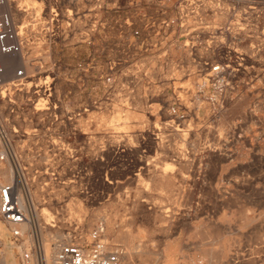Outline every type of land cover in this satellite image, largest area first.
Returning <instances> with one entry per match:
<instances>
[{
  "label": "rangeland",
  "instance_id": "rangeland-1",
  "mask_svg": "<svg viewBox=\"0 0 264 264\" xmlns=\"http://www.w3.org/2000/svg\"><path fill=\"white\" fill-rule=\"evenodd\" d=\"M248 1L222 0L221 13L208 19L220 28L232 19L230 8L244 12L256 6L258 11L248 15H259L251 45L260 76L219 118L197 94L201 78L185 75L183 58L191 73L197 68L182 39L178 46L150 48L153 34L145 31L147 52L135 42L133 32L148 24L163 33L162 21L176 16L174 0L165 7L160 2L134 7L118 0L41 2L43 11L29 21L37 23L22 30L24 64L30 60L34 71H27L24 86L12 85L7 98L0 97V156L6 157L0 159L1 168L15 169V183L36 209L30 218L41 227L32 234L33 241L43 244L50 238L45 209L52 229L65 234L71 225L88 232L103 223L108 242L131 247V260L125 264H209L210 253L223 250H228L223 256L230 264H264V160L252 161L232 150L242 140L235 137L248 132L237 122H246L251 103H264V0ZM18 5L10 1L20 26L24 19L16 12ZM54 7L59 17L51 24ZM171 38L177 39L175 32ZM9 72L8 81L14 74ZM40 80L51 83L52 97L37 110ZM177 97L188 107L184 132H178L177 123L166 126L174 118L170 107ZM200 105L202 109L193 110ZM129 111L145 120L126 118ZM182 140V148L176 149ZM167 166L173 172L171 182L152 179L155 168ZM0 222L6 228L1 217ZM6 231L0 235V264L11 242L12 259L21 264L18 247L26 239L16 241Z\"/></svg>",
  "mask_w": 264,
  "mask_h": 264
},
{
  "label": "built area",
  "instance_id": "built-area-1",
  "mask_svg": "<svg viewBox=\"0 0 264 264\" xmlns=\"http://www.w3.org/2000/svg\"><path fill=\"white\" fill-rule=\"evenodd\" d=\"M118 1L134 7L153 6L160 2L161 7H165L166 1L169 0ZM174 1L176 16L162 21L161 27L164 29L161 34L163 35L157 31V26L154 23L148 24L145 26V30L137 29L133 32L135 42L140 44L142 49L146 46L147 52L150 49L145 43V31L149 32L150 37L153 34V38L150 39L153 46L150 45V48L160 46L159 48L163 49L168 45L178 46L182 39L183 48L189 50L192 63L197 68L196 73H191L189 64L186 62L187 59L183 58L181 64L185 69V75L196 74L201 78L197 94L200 99L204 98L210 104L213 116L219 118L221 113L227 111V107L232 104L230 102L252 87L255 78L260 76L257 72L258 62L255 60L254 50L256 47L251 45L255 30L259 29V24L255 20L259 18V15L256 14V18H250L248 15V13L253 14L255 10L258 11L257 7L250 6L249 10H244V12H241L242 9L239 11V9L230 8L232 19L223 27L215 28L212 27L208 19L221 13L223 10L220 5L222 0ZM231 1L251 3L248 0ZM50 15L51 24L58 22L57 7L51 9ZM33 23L27 24L24 28L22 25L17 26L11 12L10 0H0V96L3 92H8L7 84L16 87L24 86L28 79L23 56L26 41L22 30L32 26ZM254 28L256 29L253 30ZM46 29L49 30V27ZM173 32L176 33L177 39H168ZM163 36L165 39H161ZM158 38L160 41H157ZM247 47L251 50H247ZM200 48H202V52H199ZM16 63H21V65L16 66ZM9 71L14 72L10 81L7 80ZM36 94L40 97V101L43 100V104L49 105V100L52 97L51 83L45 80ZM187 109L183 100L179 97L175 98L170 107L171 116L174 118L169 120L166 126L173 127L171 124L177 123L175 124L179 127V131H177H183L182 126L189 116ZM200 109H202L201 105L193 108V110ZM242 137L243 135L240 134L235 138L241 139ZM232 139L234 140L233 137ZM155 140H159L158 136ZM7 157L10 158L9 154ZM5 158L4 155L0 156L1 160ZM19 185L13 182L0 186V217L11 236L16 241L22 242L26 235L23 234L21 225L27 222L30 216L17 195ZM23 244L24 242L21 245V264H123L125 256V249L122 246L111 244L105 239L103 223L88 232H85L80 226L71 225L67 229L64 242L60 243L52 260L48 259L42 242L35 239L28 247H24Z\"/></svg>",
  "mask_w": 264,
  "mask_h": 264
},
{
  "label": "bare ground",
  "instance_id": "bare-ground-1",
  "mask_svg": "<svg viewBox=\"0 0 264 264\" xmlns=\"http://www.w3.org/2000/svg\"><path fill=\"white\" fill-rule=\"evenodd\" d=\"M11 1V0H10ZM17 2L19 3L18 5V8L16 9V12L24 19V22L22 24L23 28L29 24V21L31 18H34L36 19L37 16H39V14H41L40 12L43 11L41 10L42 9V6H41V2L39 0H17ZM17 5V4H16ZM43 5V4H42ZM224 16V15H223ZM17 18V17H16ZM81 20V19H80ZM35 20L32 21V23L34 22ZM38 21V20H37ZM78 22V21H77ZM77 24V23H76ZM75 24V25H76ZM40 25V24H39ZM78 25V24H77ZM32 27V26H31ZM38 27V26H37ZM31 32V31H30ZM35 32V31H34ZM39 32V31H38ZM29 33V32H28ZM43 34V33H41ZM30 35V34H29ZM28 35V36H29ZM47 36V35H46ZM79 36V35H78ZM75 37H73L74 39ZM44 39V38H43ZM50 39V38H49ZM34 52V51H33ZM40 52V51H39ZM47 54V53H46ZM45 54V55H46ZM50 54V53H49ZM54 54V52H53ZM56 54V53H55ZM29 55V54H28ZM51 55V54H50ZM50 59V58H49ZM30 60H27L25 62V66H26V69L28 72H33L34 71V65L30 64L29 62ZM148 62V61H147ZM32 63V62H31ZM17 64V63H16ZM17 66V65H16ZM44 66V65H43ZM148 66V65H147ZM150 66V65H149ZM152 66V65H151ZM47 69V68H46ZM42 71V70H41ZM13 72V71H12ZM11 72V73H12ZM10 72H8L9 74ZM14 73V72H13ZM12 73V74H13ZM50 73V72H49ZM48 74V73H47ZM10 77V76H9ZM47 78V77H46ZM41 79V78H40ZM7 80H8V77H7ZM36 81V80H35ZM190 79H188L186 81V83H189ZM44 81L40 80L38 84H36L38 87L43 84ZM11 85L12 84H7V87L8 89L10 90L11 88ZM27 86H31V82H28L27 83ZM192 86V85H191ZM36 87V86H35ZM186 88V87H185ZM7 89V90H8ZM137 94V93H136ZM8 96V93L6 92H3L2 95L0 96L2 99H5L7 98ZM23 96V95H22ZM132 97V96H131ZM21 99V98H20ZM42 99L41 101L36 105V109L37 110H41L43 109V106L42 105H45L42 103ZM6 103V102H5ZM137 103V102H136ZM3 104V103H2ZM134 105V104H133ZM141 105V102L140 104ZM145 105V104H144ZM6 106V105H5ZM134 107V106H133ZM138 107H141L142 108V105L141 106H138ZM148 107V106H147ZM120 108V107H119ZM148 109V108H147ZM114 110V109H113ZM119 110V109H118ZM141 110V109H140ZM143 110V109H142ZM1 111V110H0ZM30 113V112H29ZM28 113V114H29ZM32 113V112H31ZM102 113V112H101ZM113 113V112H112ZM26 114V113H25ZM103 114V113H102ZM142 114V113H141ZM30 115V114H29ZM32 115V114H31ZM110 115V114H109ZM89 116V115H88ZM222 116V115H221ZM99 117V116H98ZM109 117V116H108ZM126 118H131V119H144L143 118V114L142 115H138L136 114V112H130L129 113H126ZM146 118V117H145ZM80 119V118H79ZM145 120V119H144ZM83 121V120H82ZM141 121V120H140ZM146 122V121H145ZM227 122V121H226ZM83 123V122H81ZM225 123V122H224ZM78 124V123H77ZM137 124V123H136ZM141 124V123H140ZM84 126V124H83ZM140 127V126H139ZM86 128V127H85ZM184 140L181 141V144L179 146L176 147V149H181L182 148V143H183ZM195 143V142H194ZM197 143V142H196ZM190 144V143H189ZM163 146V145H162ZM1 147V146H0ZM174 147V146H173ZM180 147V148H179ZM196 147V146H194ZM3 150V149H2ZM211 150V149H210ZM214 150V149H213ZM219 150V149H218ZM178 151V150H177ZM5 153V152H3ZM218 156V155H217ZM10 159V158H9ZM222 159V158H221ZM221 162V161H220ZM7 163V162H6ZM5 166V164H4ZM149 166V165H148ZM149 169V168H148ZM150 170V169H149ZM154 174L152 175V179L153 180H158V181H161L162 183H165V182H171L172 180V177L171 175L173 174V172H171V168L169 166H167L166 168L162 169L161 171H158L156 168H155V171H153ZM175 173V172H174ZM19 174L16 173L15 169L11 166L9 168H1V162H0V186L2 185L3 181H6V182H9L10 184H12L13 182H16L17 179H19ZM32 182V181H31ZM29 183V182H28ZM31 184V183H30ZM35 184V183H34ZM157 184H159V182H157ZM67 185V184H66ZM70 186V185H69ZM176 186V185H175ZM65 187V186H64ZM40 188V187H39ZM164 188V186H163ZM76 189V188H75ZM147 190V189H146ZM167 190V188H166ZM77 191V189L75 190ZM80 191V190H79ZM172 191V190H171ZM34 192H35V189H34ZM78 192V191H77ZM149 192V190H148ZM28 193V191H27ZM167 193V192H166ZM175 194V193H174ZM17 195L19 196V199L20 201L23 202L24 206H25V210L27 211V214L29 216H31L32 214L35 215L36 214V209L35 207L33 206V203L31 201H29V203L27 202V198L25 197L24 195V189L22 186H18L17 188ZM32 195V194H31ZM164 196H166L164 194ZM173 199V198H172ZM232 200V199H231ZM39 202V201H38ZM41 202V200H40ZM52 204V203H51ZM71 213V212H70ZM42 215H43V219L45 222V225H46V228H47V232H48V236L50 237L47 240H44L43 242V247H44V250L47 254V257L49 260H52L54 258V255L60 245V243H63L64 240H65V233L62 232L61 230H53L52 227L54 225H51V221H52V216L49 215L48 213H46L45 209L42 211ZM36 216V215H35ZM164 216V215H163ZM169 216V215H168ZM32 217V216H31ZM63 221V220H62ZM81 221V219H80ZM79 221V222H80ZM39 222V221H38ZM93 222V219H91V223ZM215 224V222H214ZM50 225V227H49ZM38 226L41 227V225H39L36 220L35 222L30 218L27 222H25L24 224L21 225V230L23 232V234L26 235L25 237V242H24V247H28L30 245V243L33 241L32 239V233H34L35 230L38 229ZM52 226V227H51ZM214 227V226H213ZM7 228V227H6ZM6 228L1 224L0 222V235L1 236H5L7 231H6ZM109 229H110V233H112L114 230H113V224H111L109 226ZM205 230V229H204ZM36 232V231H35ZM42 233V232H41ZM54 233V234H53ZM109 233V232H108ZM53 234V235H52ZM42 236V235H41ZM114 237V236H113ZM120 236H116L114 238L115 241L118 240ZM121 238L125 239V241L127 242V244L129 245V243H131V240H129V238L127 236H121ZM3 239V238H2ZM113 241V240H112ZM123 241V242H125ZM4 242V241H3ZM12 243V242H11ZM8 244L6 245L8 250L9 251H6L7 252V257L3 260V264H17L13 259L12 257L14 256V252H13V249L15 248V246L13 244ZM5 244V242H4ZM227 245V244H226ZM225 245V246H226ZM2 246V245H1ZM203 246V245H202ZM123 247V245H122ZM133 247V246H132ZM146 247V246H145ZM129 248H131L129 246ZM129 248H125L126 251H125V256H124V260H123V264H125L126 261L130 262L131 260V252L129 251ZM19 250H21V247H18ZM199 249V248H198ZM223 249V248H222ZM231 249V248H230ZM207 250V249H205ZM16 251V250H15ZM228 251V250H227ZM226 251V253H227ZM5 252V253H6ZM208 252H209V249H208ZM210 253V252H209ZM208 253V255H209ZM225 253V250L219 252V255H216L215 253V256L212 255V253H210L209 257L208 258H211L209 260H211V262H209V264H230L228 261L225 260V257L223 256ZM225 253V254H226ZM218 254V253H217ZM204 257V255H203ZM168 258V256H167ZM16 259V258H15ZM201 261V260H200ZM204 261V260H203ZM171 262V261H170ZM235 262V261H234ZM236 263V262H235ZM237 264V263H236Z\"/></svg>",
  "mask_w": 264,
  "mask_h": 264
},
{
  "label": "crops",
  "instance_id": "crops-1",
  "mask_svg": "<svg viewBox=\"0 0 264 264\" xmlns=\"http://www.w3.org/2000/svg\"><path fill=\"white\" fill-rule=\"evenodd\" d=\"M246 117L245 123L239 120L237 125H245L248 132L242 137V140L235 141L232 150L236 156H246V158H250L252 161L257 158L264 160V103H251L246 109ZM241 144L244 145L241 146ZM251 164L253 165L254 163ZM253 174L256 173L253 172ZM255 178L259 180L257 176Z\"/></svg>",
  "mask_w": 264,
  "mask_h": 264
}]
</instances>
